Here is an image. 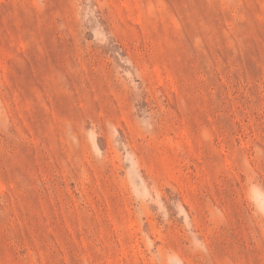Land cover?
<instances>
[{"label": "rangeland", "instance_id": "obj_1", "mask_svg": "<svg viewBox=\"0 0 264 264\" xmlns=\"http://www.w3.org/2000/svg\"><path fill=\"white\" fill-rule=\"evenodd\" d=\"M0 264H264V0H0Z\"/></svg>", "mask_w": 264, "mask_h": 264}]
</instances>
